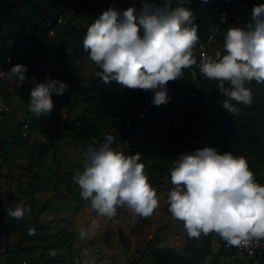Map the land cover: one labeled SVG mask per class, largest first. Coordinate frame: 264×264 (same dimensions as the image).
I'll return each instance as SVG.
<instances>
[{"label": "clouds", "instance_id": "clouds-1", "mask_svg": "<svg viewBox=\"0 0 264 264\" xmlns=\"http://www.w3.org/2000/svg\"><path fill=\"white\" fill-rule=\"evenodd\" d=\"M208 0H202L207 3ZM191 0H140V7L123 11L113 7L89 25L83 38V50L97 69L104 84L116 81L132 90L152 91L151 103L169 102L167 85L184 77V69L194 65L208 80L218 81L220 101L230 114H238L231 101L250 106L253 95L246 83L264 84V3L251 9V20L243 27H230L225 35L223 52L202 56L199 64L193 50L199 42L194 12L185 7ZM28 68L14 65L5 78L16 87L23 86ZM194 80L196 72L191 73ZM30 92L29 111L41 118L52 113V95H63L69 86L51 77L36 83ZM227 85V86H226ZM114 136L107 134L98 146L88 145L83 156V170L72 179L80 196L90 201L98 216L112 219L117 209L126 207L141 218L151 217L159 207L141 154L126 156L114 150ZM170 180L173 188L167 197L168 212L183 223L189 239L215 233L228 247L259 246L264 240V185L257 182L246 157L215 148H198L181 153L172 161ZM31 208L17 204L7 216L21 220ZM99 227L93 220L81 228V239ZM28 235H35L29 228ZM57 256L55 249L48 253Z\"/></svg>", "mask_w": 264, "mask_h": 264}, {"label": "trees", "instance_id": "trees-1", "mask_svg": "<svg viewBox=\"0 0 264 264\" xmlns=\"http://www.w3.org/2000/svg\"><path fill=\"white\" fill-rule=\"evenodd\" d=\"M232 1L230 10L234 16L221 25L218 42L211 52L217 47V51L224 54L223 43L227 30L249 23L252 7L264 3V0ZM132 5L139 8L140 0H0V73L8 72L16 64H24L28 68L25 73L27 79L42 74V83L46 76L53 78L52 74L59 72L61 75L57 80L64 83L71 81L70 73L77 70L76 62L88 56L82 42L89 25L110 7L123 11ZM185 7L190 8L196 16L194 23L198 25L200 39L193 54L199 64L197 47L208 38L213 26L219 23L225 4L224 0H208L207 3L191 0L190 4L185 3ZM70 10L82 16L86 24L79 25L74 17H69ZM60 17H63L62 23H58ZM193 71L196 72L194 80L191 77ZM4 80L5 76H0L7 99ZM217 84L218 81L205 78L195 65L184 69V77L170 81L167 85L169 102L153 105L145 119H138L134 111L147 100H152V91L132 90L116 81L104 84L97 75H93L88 82L79 86L81 91L78 99L84 107L73 119L74 136L80 144L90 137L98 138L99 144H102L104 137L110 134L115 138L111 146L114 150L126 156L140 153V162L144 164L145 174L156 189L157 196L161 191L173 187L170 180L172 161L181 153H191L200 148L195 143L199 137L206 141L207 147L215 148L220 154L231 152L235 156L246 157L257 182L264 185V174L260 172V166L264 163V84H257L255 80L245 84L252 92V104L248 106L231 101L239 110L236 115L223 108L220 101L224 97ZM197 86L200 87L198 102L194 104V110L188 114V118L181 121L180 116L185 111L184 104L189 96L188 89ZM68 103L74 104L71 101ZM129 114H132L131 126L122 124L115 131L114 127ZM178 121L179 126L176 127ZM26 139L22 137L21 131L11 137L10 134L4 135L0 129V154L4 164L12 146L24 145ZM88 145L93 144L84 146ZM77 169L83 170V161L57 179L58 187L67 179L70 188L80 191L72 179ZM124 208L127 209H118ZM6 217L5 199L0 193V222H4ZM26 224L33 225L32 221L27 222L23 218L21 228ZM212 235H202L199 239H189L187 236L185 250L199 253L202 257L207 253L204 248L209 246ZM27 237H30L28 231L22 239ZM1 243L0 236V246ZM8 246L11 250L10 242ZM149 253L159 264L188 263L178 249L155 247Z\"/></svg>", "mask_w": 264, "mask_h": 264}, {"label": "crops", "instance_id": "crops-1", "mask_svg": "<svg viewBox=\"0 0 264 264\" xmlns=\"http://www.w3.org/2000/svg\"><path fill=\"white\" fill-rule=\"evenodd\" d=\"M41 75L33 76L36 83L40 82ZM0 76H5L4 72ZM33 77L25 80L21 87L5 78L11 110L0 123L2 133L13 137L21 131L20 116L33 118L26 143L13 145L7 162L0 168V193L7 210L14 209L17 204L31 208V214L24 218L27 222L32 221V226L26 224L21 228L23 219L7 216L13 255L29 259L33 264H159L149 252L152 248L162 247L178 249L188 260L187 264H218L221 243L220 236L215 233L202 257L185 250L187 233L183 223L173 219L168 212V191L160 192L159 207L149 218H141L124 208L117 209L116 216L108 219L98 216L90 201L82 199L80 191L69 187V180L58 187L57 179L83 161L82 153L87 147L77 142L72 125L84 107L78 98L79 86L85 80L77 77L66 82L77 90V95L59 104L47 120L45 116L37 118L30 114L29 98L20 105L27 113L17 114L10 102L12 97L19 95V89L31 92ZM55 97L57 95L52 100ZM71 100L75 101L72 108L68 103ZM260 172L264 174V163ZM93 220L99 227L89 231L88 239H81L80 229H88ZM29 228L35 229V235L22 239ZM51 249L57 251L55 258L48 254ZM225 264L243 263L231 261ZM261 264H264V258Z\"/></svg>", "mask_w": 264, "mask_h": 264}, {"label": "built area", "instance_id": "built-area-1", "mask_svg": "<svg viewBox=\"0 0 264 264\" xmlns=\"http://www.w3.org/2000/svg\"><path fill=\"white\" fill-rule=\"evenodd\" d=\"M232 2V0H224L225 8L223 9V12L221 14L219 23L213 26L208 38L198 45L197 52L199 55V62L202 56H212L211 50L218 42L217 36L219 34L221 25L224 24L229 19V17L234 16V14L230 10ZM62 22L63 17H60L58 23ZM8 61H11V58H8ZM199 91V86L190 87L188 89L189 96L186 103L184 104L185 111L180 116L181 121L186 120L188 118V114L193 112L194 104L198 102ZM152 106L153 104L151 103V100H147L142 106L137 108L134 113L138 119H145L148 116ZM10 110L11 106L5 97L2 84L0 83V123L4 119L5 115L10 112ZM18 121L21 127V135L23 138H26L32 127L33 119L28 116H20ZM131 123L132 114H129L124 118L122 123H119L114 127V130L118 131L121 128L122 124H125L126 127H130ZM175 126H179V121L175 123ZM82 144H93L94 146H98L99 141L96 137H90L82 142ZM3 165L4 158L0 154V168H2ZM0 236L2 242L0 246V264H31V261L29 259L14 256L8 246V242H10L11 239L8 217H6L4 222H0ZM220 243L221 252L218 264H225L231 261L243 264H261V261L264 258V240L260 241L259 246L253 243V245H251L250 247H228L221 238Z\"/></svg>", "mask_w": 264, "mask_h": 264}, {"label": "rangeland", "instance_id": "rangeland-1", "mask_svg": "<svg viewBox=\"0 0 264 264\" xmlns=\"http://www.w3.org/2000/svg\"><path fill=\"white\" fill-rule=\"evenodd\" d=\"M69 17H74L77 20V23L79 25H85V21L84 18L82 16L79 15H75L74 11L70 10L68 12ZM75 20V21H76ZM217 51V47H215V49L211 52L213 54H215V52ZM212 55V54H211ZM77 70L71 71L70 75L72 76V79H78L77 77H83L84 80L86 82L89 81V79L93 76L96 75V72L99 70L96 68V66L94 65V63L92 61L89 60L88 56H84L83 58H81L80 60H78L75 64ZM50 71L53 72V69L50 68ZM54 79L59 78V76L61 75L59 72H56L55 74H52ZM40 78H43V75L40 76ZM40 79V81H41ZM40 83V82H39ZM69 86V90L64 93L63 95L57 96L53 99V104H54V108L53 111L56 109V107L61 104L63 101H65L66 99H73L75 98V96L77 95V90L72 87L71 85L67 84ZM20 97V98H19ZM25 98H29L30 99V91H28V89H19V95L14 96L11 98L10 102L12 103V105L14 106V109L16 111L17 114L19 113H27L23 110L22 107H20V105H22V103L24 102ZM20 99V100H19ZM71 102H75L73 100H71ZM72 106V105H70ZM81 110V109H80ZM79 110V111H80ZM83 111V109L81 110V112ZM30 114L32 116H34V114H32L30 112ZM29 117V116H28ZM31 118V117H30ZM45 119L48 120V118H50V115L45 116ZM33 119V118H32ZM3 121V120H2ZM46 126V123L44 124ZM49 126V125H48ZM195 143L197 145L200 146V148H204L207 147V143L206 141L202 138L199 137L195 140ZM263 168V167H262ZM173 188V187H172ZM171 188V189H172ZM170 189V190H171ZM170 190H167L168 193ZM163 198V197H162ZM165 198V197H164ZM166 200V198H165Z\"/></svg>", "mask_w": 264, "mask_h": 264}]
</instances>
